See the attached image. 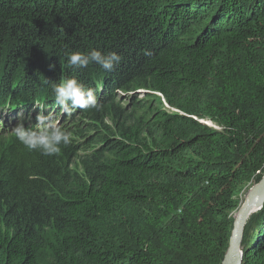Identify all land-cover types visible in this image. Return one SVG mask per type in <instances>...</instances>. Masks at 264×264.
I'll return each mask as SVG.
<instances>
[{
	"label": "trees",
	"instance_id": "16d2710c",
	"mask_svg": "<svg viewBox=\"0 0 264 264\" xmlns=\"http://www.w3.org/2000/svg\"><path fill=\"white\" fill-rule=\"evenodd\" d=\"M91 50L121 60L69 64ZM73 77L100 108L51 118L58 154L0 124V264H222L264 174V0H0V116L33 126ZM240 245L264 264V201Z\"/></svg>",
	"mask_w": 264,
	"mask_h": 264
},
{
	"label": "clouds",
	"instance_id": "9594fccd",
	"mask_svg": "<svg viewBox=\"0 0 264 264\" xmlns=\"http://www.w3.org/2000/svg\"><path fill=\"white\" fill-rule=\"evenodd\" d=\"M120 55L115 52L102 54L98 50L73 52L68 56V62L75 68L87 67L89 63H96L106 71H112L120 62ZM55 101L63 112L70 114L73 109L87 110L95 108L99 110L100 104L92 89L86 88L76 78H66L54 84ZM33 126L25 127L22 121L11 129L16 140L30 151H39L43 155H55L61 151V146L70 142L71 133L53 123L51 117L38 112Z\"/></svg>",
	"mask_w": 264,
	"mask_h": 264
},
{
	"label": "water",
	"instance_id": "95a60500",
	"mask_svg": "<svg viewBox=\"0 0 264 264\" xmlns=\"http://www.w3.org/2000/svg\"><path fill=\"white\" fill-rule=\"evenodd\" d=\"M264 201V175L256 183L245 200L242 202L240 208L237 211V217L234 220L231 235L228 241V246L224 254L222 264H241L242 251H241V239L244 224L248 216L258 210Z\"/></svg>",
	"mask_w": 264,
	"mask_h": 264
},
{
	"label": "bare ground",
	"instance_id": "6f19581e",
	"mask_svg": "<svg viewBox=\"0 0 264 264\" xmlns=\"http://www.w3.org/2000/svg\"><path fill=\"white\" fill-rule=\"evenodd\" d=\"M2 77H3V76H2ZM0 81H1V80H0ZM20 84H21V82H20ZM3 85H5V84H3ZM5 86H6V85H5ZM17 86H19V85H17ZM40 86H41V85H40ZM20 87H21V86H20ZM25 87H26V86H25ZM2 88H3V87H2ZM2 88H1V90H2ZM15 88H16V87H15ZM18 89H19V88H18ZM39 89H40V88H39ZM5 90H6V89H5ZM8 90H9V89H8ZM41 90H42V89H41ZM45 90H46V89H45ZM19 91H22V88H20ZM19 91H18V93H19ZM36 91H37V89H36ZM2 92H3V91H2ZM16 92H17V91H16ZM26 92H27V91H26ZM29 92H30V90H29ZM0 93H1V92H0ZM4 94H5V93H4ZM12 94H15V93H12ZM12 94H11V88H10V91L8 92V94H6L7 96H4V97L7 99L8 97H12V96H14V95H12ZM21 94H22V92H21ZM21 94H20V95H21ZM11 95H12V96H11ZM15 95H16V94H15ZM20 95H19V96H20ZM34 95H35V94H34ZM0 96H1V95H0ZM16 96H17V95H16ZM16 96H15V97H16ZM21 96H22V95H21ZM31 96H32V95H31ZM1 97H2V96H1ZM4 97H3V98H4ZM38 97H39V96H38ZM38 97H37V98H38ZM13 99H14V98H13ZM21 100H22V99H21ZM13 102H14V101H13ZM4 103H5V102H4ZM51 103H53V102H51ZM56 104H57V103H56ZM8 106H9V105H8ZM49 106H50V104H49ZM53 106H54V105H53ZM2 107H3V106H2ZM77 109H78V108H77ZM49 110H50V109H49ZM49 110H48V111H49ZM31 111H32V110H31ZM20 112H22V114H24L22 110H19L18 112H16V111H10L9 114L4 113L5 116H6L7 119H8V122H7L6 120H5V122H6V123H11V126H9V125L6 124L5 122L1 121V120H4V119H5L4 116H3L4 114H3V113L1 114V116H0V124L4 125V127H6V128L8 129V135L12 134L11 129H10L9 127H13V126H15V123L17 124V122L20 121V119H19V120H18V119H17V120L12 119V120L9 121V118L12 117V116H15V115H16V117L18 118L19 115H20ZM75 113H76V112H74V110H72L71 114L74 115ZM7 115H9V117H8ZM75 115H77V114H75ZM33 116H35V113H34ZM65 116H66V114H65ZM70 116L72 117V115H70ZM16 117H15V118H16ZM56 117H57V116H56ZM75 117H76V116H75ZM23 118H24V117H23ZM69 118H70V117H69ZM21 119H22V118H21ZM55 122H56V121H55ZM74 122H75V121H74ZM61 123H62V122H61ZM58 125H59V124H58ZM69 125H70V124H69ZM63 127H64V126H63ZM8 135H7V136H8ZM12 135H13V134H12ZM236 217H237V213H235V219H236ZM235 219H234V220H235Z\"/></svg>",
	"mask_w": 264,
	"mask_h": 264
},
{
	"label": "rangeland",
	"instance_id": "374dc122",
	"mask_svg": "<svg viewBox=\"0 0 264 264\" xmlns=\"http://www.w3.org/2000/svg\"><path fill=\"white\" fill-rule=\"evenodd\" d=\"M138 97H140V96H138ZM123 102V100H121V103ZM56 106L57 105H55L54 106V109L56 108ZM52 107V106H51ZM51 107L50 108H45L44 109V115H46V116H49V117H51V118H54V117H58V116H60L61 115V113L63 112V110H61V109H59V107H58V109L57 110H54V109H51ZM50 109V110H49ZM49 110V111H48ZM78 110H80V109H78ZM72 112V111H71ZM20 115H22V116H24L23 114H22V112H20ZM19 115V116H20ZM65 115V114H64ZM69 115H71V114H69ZM76 116V115H75ZM69 119V118H68ZM53 123H56L55 121H52ZM264 175V174H263ZM262 175V176H263ZM262 178V177H261ZM259 182V181H258ZM257 182V183H258ZM256 184V182H251V183H249V184H247L244 188H243V190L239 193V198H240V201H241V204H242V202L245 200V198H246V196H247V194L249 193V191L251 190V188L254 186ZM238 211V210H237ZM237 211H235V212H233V215H232V218H233V223H234V219H235V213H237Z\"/></svg>",
	"mask_w": 264,
	"mask_h": 264
},
{
	"label": "built area",
	"instance_id": "2783aa9c",
	"mask_svg": "<svg viewBox=\"0 0 264 264\" xmlns=\"http://www.w3.org/2000/svg\"><path fill=\"white\" fill-rule=\"evenodd\" d=\"M155 94L161 97L162 102H163V106H164L165 109L170 110V111L173 110L172 108H170V106H168V105L165 103V101H164V99L162 98V96H161L160 93H155ZM206 123H207L208 125L213 126V125H212L211 123H209V122H206Z\"/></svg>",
	"mask_w": 264,
	"mask_h": 264
}]
</instances>
